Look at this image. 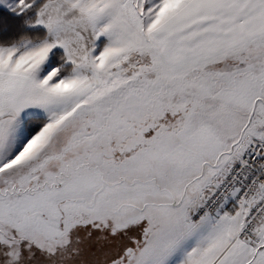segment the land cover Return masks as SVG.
<instances>
[{"label":"snow or ice","instance_id":"6c2138e0","mask_svg":"<svg viewBox=\"0 0 264 264\" xmlns=\"http://www.w3.org/2000/svg\"><path fill=\"white\" fill-rule=\"evenodd\" d=\"M0 264H264V0H0Z\"/></svg>","mask_w":264,"mask_h":264}]
</instances>
